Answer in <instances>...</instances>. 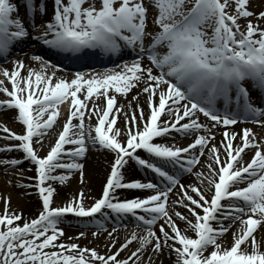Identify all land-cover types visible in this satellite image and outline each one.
<instances>
[{"label":"snow or ice","instance_id":"6c2138e0","mask_svg":"<svg viewBox=\"0 0 264 264\" xmlns=\"http://www.w3.org/2000/svg\"><path fill=\"white\" fill-rule=\"evenodd\" d=\"M24 5L31 19L20 15L13 0H0V56L5 59L14 45L29 38L72 59L97 49L108 57L128 51L134 58L101 71H76L71 79L57 74L59 63L39 54L31 57L39 70L24 59H15L11 70L0 68L11 83L9 88L0 79V92L8 97L0 100V108H16V119L24 125L19 134L0 125L7 133L0 138L19 141L0 147V153H24L0 158V166L18 167L24 160L34 165L36 176L27 178L34 183L20 186L34 187L42 198L38 216L20 223L22 212L11 209L10 197H0L5 204L0 264H155L164 251L175 253V264H264V136L258 138L251 127L230 130L241 120L264 129V10L257 11L252 0H52L50 11L47 0H24ZM133 88H139L132 98L136 108L132 101L117 104V96L126 98ZM141 95L147 97V116ZM101 99L103 105L97 103ZM66 101L69 115L42 156L34 144L43 146L57 123L58 106ZM120 116L126 141L120 139ZM218 126L224 128L220 146L213 142ZM173 132L196 135L186 146L155 142ZM97 146L115 154L100 198L88 205L81 190L54 207L58 192L53 183L63 185L77 170L83 183L79 159ZM248 151L253 155L245 160ZM130 159L151 170L155 182H125ZM204 168L206 173L198 170ZM194 171L199 183H181L182 174ZM121 188L151 194L121 199ZM110 213L125 228L121 220L133 217L143 231L133 230L112 252L118 239L113 227L107 253L60 239L66 214L86 218L99 232L113 219ZM177 220L186 227L181 229ZM230 230L228 245L224 237ZM133 242L135 250L121 257Z\"/></svg>","mask_w":264,"mask_h":264},{"label":"bare ground","instance_id":"6f19581e","mask_svg":"<svg viewBox=\"0 0 264 264\" xmlns=\"http://www.w3.org/2000/svg\"><path fill=\"white\" fill-rule=\"evenodd\" d=\"M13 2L17 3L19 6V13L22 16H25L27 19H31L32 16L29 12H27L26 7L23 5V0H13ZM253 7L259 11V7L261 5H264V0H252ZM263 10V9H262ZM40 20L39 13L36 15V21L38 22ZM36 22V23H37ZM32 42V39L29 38L26 40L23 44L17 45V49L20 50L19 52H22L25 50V53L17 54L16 50L11 54V63L7 66L8 69L13 68V61L15 59H24L25 64L31 67L36 68L39 70V65L37 62L33 61L31 59V56L29 54H26L27 52H32L30 43ZM147 62V61H145ZM60 76H64L68 79H71L73 76L62 74L58 71L57 73ZM1 79V76H0ZM5 85L9 88H11V83L9 81H4ZM139 91V88H133L131 92L127 95L125 98L123 95L117 96V104H125L127 105L129 101H132V108H136V101H133V96L136 94V92ZM3 92H0V98L3 99ZM139 104L141 107H143V110L145 112V115L147 116L149 113V105L147 103V97L146 95H141L138 97ZM97 103L103 105L104 101L98 100ZM89 107L92 106V101H88ZM18 114V110L16 108H0V125H5L7 128L16 131L18 134L22 133L24 131V125L22 122H19L16 119V116ZM69 113L62 114L60 113L57 118V123L53 125L52 129H50L42 143V147L40 144H34V147H36L39 151L40 155H46L47 152L50 150V145H53L58 138L59 134V126L62 124V122L66 121L67 116ZM162 119L166 118L164 116L161 117ZM201 121L207 122L206 118L201 115L200 117ZM77 121L74 119L73 123H76ZM88 118L86 117L85 123L87 124ZM91 123L95 125L96 120L95 116L93 115ZM124 117L120 116L117 118V126L121 128V137L120 139L122 141H126V136L124 135ZM247 127L253 128V130L258 134V138L260 136H264V129L259 128L257 125L250 123H242L238 122L236 125L231 126L230 130H234L238 133H241V130ZM213 131L216 132L215 140L213 141L218 146H220V141L222 140V132L224 131V128L221 126H218L216 129H213ZM196 134L194 133L191 136H184V134H177L175 132L172 133L171 136H164V141H161L160 143H168V144H179L183 145L186 142H192L194 139V136ZM7 136V133L5 134L4 131L0 130V137ZM238 139V138H237ZM9 139H3L0 138V147H3L6 144H15V143H9ZM159 140V139H157ZM156 140V141H157ZM166 140V141H165ZM18 143V142H16ZM67 147H72V145H69ZM140 151V150H138ZM247 151V150H246ZM251 152L248 151L247 154ZM207 150L205 151V156H202L200 159L203 161L206 158ZM221 155H223V150H221ZM24 153L22 151H12L11 153H0V158L3 157H16L20 158L23 157ZM114 156L115 154L111 151L105 150L101 147H92L89 149V151L86 153V156L79 159L80 163H83L84 165V182L81 183L80 181V173L79 171H73L72 176L69 178L68 181H66L63 185H61L59 182H54L53 187L57 188L58 194L54 195V203L53 206H62L64 203H66L72 196L79 193L81 190L84 191L85 197H86V204L91 205L95 202L96 199H99L102 195L103 187L106 183V179L110 174L111 170V164L114 162ZM148 157V156H147ZM31 169V170H29ZM200 171L207 172V169H198ZM63 171L62 169H57L56 172L59 173ZM124 176L125 181H129L132 179H140L142 181H148V180H154V173L148 169H145L141 166H139L136 162L133 160H129L128 165L125 166ZM35 166L30 164L27 160H24L22 164H20L18 167H8L5 168L4 166H0V197H10V207L11 209H15L18 212H22L23 218L20 221V223L24 222V219H32L36 218L39 214V212L42 210V198L39 196L37 190L33 188H25L23 186H20L22 184H31L34 183L33 180L27 179L31 177H35ZM181 183L187 185L191 182H197L195 171L191 174L184 173L180 176ZM178 190V188L176 189ZM119 197L121 199L127 197L132 198L134 196H139L141 198L151 194L149 191H141V190H130V189H124V190H117ZM4 199H0V214L4 211ZM179 211L184 213L185 215H188V212L183 207L179 208ZM110 215L113 216V219L109 221L106 224V228L103 230H100L97 232V228L91 224L86 218H80L75 216L74 214H66L63 223H61L60 227L64 230V235L60 238L62 240H68L69 238H72V242H76L81 246H87L89 248L95 247L97 250L101 253H107L110 251L109 247L107 245L111 244V240L109 239L108 233L112 230L113 227H117L118 232L114 233V235L118 236L117 239V245L116 247L111 248L112 252L116 251V248L119 247V244L123 242L124 238L127 235H130V233L135 230L137 232H142L143 229L136 228V226L132 223V220L134 219L131 216H128L127 218H124L121 220V224L127 225V227H122L116 224V217L115 214L110 213ZM164 223L163 220L158 221V224L156 226V230H159V224ZM177 223L181 227V229H184L186 227L185 223L183 221L177 220ZM227 223V221H226ZM239 221H237V224ZM235 227V226H234ZM261 232H264V230H260ZM85 233L84 236H78L79 233ZM93 233H97L95 236ZM189 235H194V233L189 230ZM260 239V236L257 237ZM224 240L226 244L231 245L233 242V233L230 230L226 236L224 237ZM137 243L133 242L128 249H125L124 251L120 252L121 257H126L130 254L131 251L135 250L137 247ZM212 249L209 248L208 252H210ZM151 251V249H149ZM147 256V253L145 254ZM155 264H175V253H172L171 256H169L167 251H164L162 254L158 255L154 258Z\"/></svg>","mask_w":264,"mask_h":264},{"label":"rangeland","instance_id":"374dc122","mask_svg":"<svg viewBox=\"0 0 264 264\" xmlns=\"http://www.w3.org/2000/svg\"><path fill=\"white\" fill-rule=\"evenodd\" d=\"M262 6H263V5H262ZM262 6H261V7H262Z\"/></svg>","mask_w":264,"mask_h":264}]
</instances>
